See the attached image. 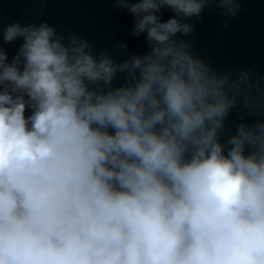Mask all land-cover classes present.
I'll use <instances>...</instances> for the list:
<instances>
[{
    "label": "clouds",
    "instance_id": "clouds-1",
    "mask_svg": "<svg viewBox=\"0 0 264 264\" xmlns=\"http://www.w3.org/2000/svg\"><path fill=\"white\" fill-rule=\"evenodd\" d=\"M113 4L143 54L117 62L47 22L2 30L22 43L10 61L0 47V264H264V73L185 39L243 0Z\"/></svg>",
    "mask_w": 264,
    "mask_h": 264
},
{
    "label": "water",
    "instance_id": "water-1",
    "mask_svg": "<svg viewBox=\"0 0 264 264\" xmlns=\"http://www.w3.org/2000/svg\"><path fill=\"white\" fill-rule=\"evenodd\" d=\"M170 15V11H163L162 19ZM203 16V22L195 24L194 34L185 37L198 55L210 59L221 70L256 65L264 73V0H243L242 10L227 28L221 27L224 18L218 13L209 15L205 11ZM15 22L22 26L47 22L57 34H77L89 41L95 52L107 51L117 62L132 54H143L148 48L143 35H130L133 17L116 8L113 0H0V47L7 52L9 61L22 40L4 43L2 30ZM118 43L127 45L126 53L117 50ZM239 111L236 108L229 114L225 135L234 132L241 122ZM255 119L245 114L249 123Z\"/></svg>",
    "mask_w": 264,
    "mask_h": 264
}]
</instances>
